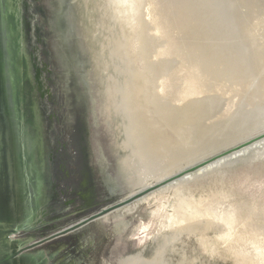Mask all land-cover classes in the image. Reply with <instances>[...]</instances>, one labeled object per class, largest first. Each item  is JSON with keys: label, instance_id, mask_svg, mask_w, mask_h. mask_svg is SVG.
<instances>
[{"label": "water", "instance_id": "obj_1", "mask_svg": "<svg viewBox=\"0 0 264 264\" xmlns=\"http://www.w3.org/2000/svg\"><path fill=\"white\" fill-rule=\"evenodd\" d=\"M263 138L226 0H0V264H264Z\"/></svg>", "mask_w": 264, "mask_h": 264}, {"label": "rangeland", "instance_id": "obj_2", "mask_svg": "<svg viewBox=\"0 0 264 264\" xmlns=\"http://www.w3.org/2000/svg\"><path fill=\"white\" fill-rule=\"evenodd\" d=\"M226 1L257 113L259 128L262 129L264 128V0ZM19 236H22L21 231L13 233L11 239Z\"/></svg>", "mask_w": 264, "mask_h": 264}, {"label": "bare ground", "instance_id": "obj_3", "mask_svg": "<svg viewBox=\"0 0 264 264\" xmlns=\"http://www.w3.org/2000/svg\"><path fill=\"white\" fill-rule=\"evenodd\" d=\"M263 125H264V123H263ZM263 127H264V126H263ZM261 128H262V127H261ZM262 130H264V128H262L261 131H262ZM251 137H252V136H251ZM263 139H264V138H263ZM263 139H259V140L255 141V142H258V141L263 140ZM255 142H253L251 145H254ZM251 145H248V146H245V147H243V148H240L239 150L244 149V148H246V147H249V146H251ZM239 150H238V151H235V152H231V153H229V154H227V155H224V157L229 156V155H231V154H234V153H236V152H239ZM224 157L218 158V159H216V160H214V161L208 163L207 165H205V166H203V167H201V168H198V169L194 170L193 172L198 171V170H200V169H203V168H205V167H208V165L213 164V163H215V162H217V161H220L221 159H224ZM193 172H191V173H187V174H185V175H183V176L177 178L176 180H174V181H172V182H170V183H167V184H165V185H162V187H164V186H166V185H169V184H171V183H174V182H176L177 180H179V179H181V178H184L185 176H188V175H190V174H193ZM162 187H159V188H157V189L151 190V191L147 192L146 195L149 194V193H151V192H154V191H156V190H159V189H161ZM146 195H144V196H142V197H145ZM142 197H140V198H142ZM140 198H138V199H140ZM136 200H137V199H136ZM134 201H135V200H134ZM132 202H133V201H132Z\"/></svg>", "mask_w": 264, "mask_h": 264}, {"label": "flooded vegetation", "instance_id": "obj_4", "mask_svg": "<svg viewBox=\"0 0 264 264\" xmlns=\"http://www.w3.org/2000/svg\"><path fill=\"white\" fill-rule=\"evenodd\" d=\"M72 233V232H71ZM70 234V233H69ZM69 234H67V235H69ZM67 235H64V236H61V237H65V236H67ZM58 238H60V237H58ZM57 239V238H56ZM54 240V239H53ZM51 242V241H50ZM50 242H46V243H43L42 245H38V246H44V245H49L48 243H50ZM35 248H38V247H35ZM35 248H32V249H29V250H25V251H23L22 253H24V252H27V251H30V250H33V249H35ZM22 253L21 254H19L20 256H22ZM34 262H35V264H43V262H44V260L43 259H41L39 256H37L36 258H35V260H34ZM34 262H32V264H34Z\"/></svg>", "mask_w": 264, "mask_h": 264}]
</instances>
